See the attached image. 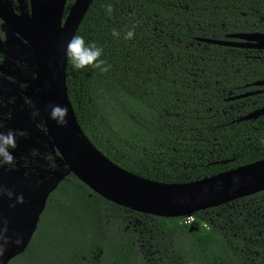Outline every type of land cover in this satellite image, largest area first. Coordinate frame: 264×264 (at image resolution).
I'll return each instance as SVG.
<instances>
[{
    "label": "trees",
    "instance_id": "trees-1",
    "mask_svg": "<svg viewBox=\"0 0 264 264\" xmlns=\"http://www.w3.org/2000/svg\"><path fill=\"white\" fill-rule=\"evenodd\" d=\"M246 31L264 32V0H93L75 35L102 47L111 68L77 70L67 59V94L82 132L112 163L164 183L264 158V116L233 121L255 98L226 100L264 79V51L198 41ZM234 102L239 108L230 110ZM192 218L129 210L69 173L7 264H264V191Z\"/></svg>",
    "mask_w": 264,
    "mask_h": 264
},
{
    "label": "water",
    "instance_id": "water-1",
    "mask_svg": "<svg viewBox=\"0 0 264 264\" xmlns=\"http://www.w3.org/2000/svg\"><path fill=\"white\" fill-rule=\"evenodd\" d=\"M92 1L74 0L65 12L67 0H29L30 14L20 16L0 3V17L3 23L11 33L17 34L30 50L35 75L37 111L44 126L42 134L63 165H59L58 169H35V173L48 178L42 190L36 187L28 189V198H25L24 203H16L14 208L11 207L12 212L23 209L27 213L26 220L18 217L9 222L14 230L11 238L20 236L23 238V244H8L2 264H7L11 258L25 250L36 230L49 194L69 173L110 202L129 210L165 218L193 215L197 211L264 191V158L198 180L164 183L124 170L91 144L80 128L68 98L66 45L75 35ZM227 37L233 40L200 37L198 41L227 47L264 49V32L229 33ZM254 85H264V79L254 82ZM252 93L230 96L227 99L233 100ZM49 104L68 108L67 126H60L50 118ZM261 115H264V106L240 119H255ZM33 125L36 127V123L33 122ZM109 165L124 175L120 176ZM26 171L29 170L22 167L12 174L22 175ZM127 175L143 183L124 178ZM11 183L13 182L6 183L7 190L11 189L18 195L17 186ZM6 191L0 197L3 210L5 202L9 205L15 203V197L10 200L5 196Z\"/></svg>",
    "mask_w": 264,
    "mask_h": 264
},
{
    "label": "rangeland",
    "instance_id": "rangeland-1",
    "mask_svg": "<svg viewBox=\"0 0 264 264\" xmlns=\"http://www.w3.org/2000/svg\"><path fill=\"white\" fill-rule=\"evenodd\" d=\"M4 30L7 32V36H10L11 42H14L18 48L16 53H13L14 55L11 56L12 58H2V66H6V64L10 63L14 64L13 60H15V65L12 66L13 69L8 72L6 77L7 80L3 81L1 84L0 102L1 106L5 105L0 108V113L2 114L8 106L10 107V110L8 111H11V114L7 117L0 116V132L7 133L9 129L13 130L16 133L18 147L16 149H9V151H11L16 157V161L13 166L5 165L3 168H0V183H4V191H6L8 189L6 183L12 181L14 185L17 186L16 190H18V195L22 193L25 200V198H28L26 197L28 189L31 190L36 187L37 189L40 188L41 191L43 184L47 182L48 179L47 176L35 173L34 170L37 168H49V165L47 166L46 163H48V159H52V154L56 153L52 151L51 145L48 140L45 139L44 134H42L43 130L38 126L40 124L39 116L36 115L35 118L33 117V113H38L35 101L31 104V106L28 104L25 105L23 94H21L24 92L22 89L20 91L19 85H24V83L28 81L30 73L33 72L30 50L20 41V39L14 37L8 28H4ZM7 101L10 102L9 105L7 104ZM19 109H22L25 112L27 111V113L33 117V122L37 123L36 127L33 124L19 120L17 112ZM41 147L48 148L50 152H46L49 154L45 155L46 153L41 149ZM55 160H57L56 164L62 165L59 157H56ZM22 167H26L31 170V172L26 171L24 174L17 176L12 174L13 171H17ZM13 183H11V185H13ZM5 196L8 197L7 195ZM0 197H2V195H0ZM4 206V210L2 209V206H0V231L6 227L7 232L4 234L7 237H11L14 230L13 226L9 222H13L14 219L18 217L26 220L27 213L23 209L19 208V212H12V206L7 202L4 203ZM186 220L183 221L186 222ZM2 257L3 256H0V264L3 262ZM44 264L57 263L50 262L48 258V262Z\"/></svg>",
    "mask_w": 264,
    "mask_h": 264
},
{
    "label": "clouds",
    "instance_id": "clouds-1",
    "mask_svg": "<svg viewBox=\"0 0 264 264\" xmlns=\"http://www.w3.org/2000/svg\"><path fill=\"white\" fill-rule=\"evenodd\" d=\"M106 11L111 14L113 12V6L110 4L107 5ZM112 35L114 37H119L120 33L116 29H113ZM134 35L135 30L133 28L132 30L127 31L124 39L130 40L134 37ZM102 53V47L98 46L95 42L86 44L84 37L78 34L73 35L66 45L67 59L77 70L91 66L99 69L101 72H108L111 65H108L105 60L101 59ZM48 108L50 109V118L55 120L58 125H68V108L66 106L49 104ZM36 115H38V113H33L34 118ZM17 147L18 142L16 139V133L13 130L9 129L7 133L0 132V168H3L5 165L13 166L15 164L16 157L11 151H9V149H16ZM3 194H5V191L0 189V195ZM6 194L10 200L15 197V203L11 205L12 207H15L16 203H24V196L22 193L17 195L13 190L9 189L6 191ZM6 232V227L0 231V256L5 254L8 244H15L16 246L23 244L22 237L17 236L15 239H12L4 234Z\"/></svg>",
    "mask_w": 264,
    "mask_h": 264
},
{
    "label": "flooded vegetation",
    "instance_id": "flooded-vegetation-1",
    "mask_svg": "<svg viewBox=\"0 0 264 264\" xmlns=\"http://www.w3.org/2000/svg\"><path fill=\"white\" fill-rule=\"evenodd\" d=\"M0 3L4 4L7 8L11 9L13 11V13L17 16H20L21 14H30V2H29V0H0ZM3 22L4 21L0 17V92H1L2 82L7 80L6 77L8 75V72L11 71L13 69L12 66L15 65V60H13L14 64L10 63V64H6V66H2V62H3L2 58H4V57L5 58L8 57V59L12 58L11 56L14 55L13 53H16V50L18 48V46H16V44H14V42H11L10 36H7V32L4 30V28H8V27ZM254 32H259V31H246V32H235V33H254ZM12 34L14 35V37L20 39V41L23 44H25L24 41L21 40V38L17 34H14V33H12ZM224 38L228 39V40L229 39L233 40L232 38L227 37V34H225ZM234 48H239V47H234ZM241 49L254 51L255 53L264 51V49H252V48H241ZM34 79H35V75L33 72H31L29 77H28V81L25 82L24 85H19V87H20V91L22 89V91L24 92V93L20 92L21 94H23V98L25 101L24 104L25 105L28 104L29 106H31V104L35 101V104H36L35 106L37 107V97H36V93H35V89H34ZM244 87L251 88V89L247 90L246 92H243L241 94H244L247 92H253V93L249 94L247 96L237 98V99L239 100V99H247V97H253V98H255V100L253 99L251 101V104H252V106L255 105V107L252 108L250 111L246 112L245 114L237 117L236 119H233L234 122L246 121V120L250 121V120H255V119L259 118L260 116H258L255 119H245V120L240 119L241 117L248 114L249 112L254 111V110L264 106V104L260 105V106H256L257 105L256 104L257 103L256 97H258L259 95H262L264 97V88H263L264 85H254V82H251V83H245ZM227 98H226V100H228ZM236 103L237 102H234L233 104H231L229 106L230 110H233L234 107L239 108V105ZM7 104L9 105L10 102L7 101ZM4 105H2V106H4ZM2 106H1V102H0V108H2ZM15 106H16V104H15ZM8 110H10V107L7 106L6 109L2 112V114L0 113V116L7 117L9 114H11V111L9 112ZM17 112H18L19 120H21L22 122L33 124V117L30 116L27 113V111L25 112L24 110L19 109ZM261 116H264V115H261ZM36 125H37V123H36ZM38 126L40 127V129L44 130V126L41 122ZM41 149L43 151H45V153H46L45 155L49 154L47 152H50V150L46 147L45 148L41 147ZM56 157H57L56 154H52V159L51 158H50L51 160L48 159L49 161L46 164H47V166L49 165V168H47V169H50V168L51 169H58L59 168V165L56 164V162H57V160H55ZM24 168L26 170H29L26 167H24ZM28 172H31V170H29ZM0 189L4 190V183H2V184L0 183Z\"/></svg>",
    "mask_w": 264,
    "mask_h": 264
},
{
    "label": "bare ground",
    "instance_id": "bare-ground-1",
    "mask_svg": "<svg viewBox=\"0 0 264 264\" xmlns=\"http://www.w3.org/2000/svg\"><path fill=\"white\" fill-rule=\"evenodd\" d=\"M110 166V168H112L117 174H119L120 176H123L124 174L123 173H119L114 167H112L111 165H109ZM124 178H126V179H128V180H131V181H134V182H141V183H143L142 181H140V180H137V179H135V178H132V177H130V176H124ZM190 216H192V215H190ZM192 222V221H191ZM190 222V223H191ZM190 223H188V224H190Z\"/></svg>",
    "mask_w": 264,
    "mask_h": 264
},
{
    "label": "built area",
    "instance_id": "built-area-1",
    "mask_svg": "<svg viewBox=\"0 0 264 264\" xmlns=\"http://www.w3.org/2000/svg\"><path fill=\"white\" fill-rule=\"evenodd\" d=\"M182 219H183V220H186V219H187V220H186V223H190V222L192 221L193 218H192V216L188 215V216H184V217H182Z\"/></svg>",
    "mask_w": 264,
    "mask_h": 264
}]
</instances>
